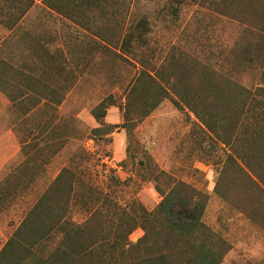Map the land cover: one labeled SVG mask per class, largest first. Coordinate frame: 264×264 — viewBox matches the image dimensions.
I'll use <instances>...</instances> for the list:
<instances>
[{
    "label": "rangeland",
    "instance_id": "374dc122",
    "mask_svg": "<svg viewBox=\"0 0 264 264\" xmlns=\"http://www.w3.org/2000/svg\"><path fill=\"white\" fill-rule=\"evenodd\" d=\"M35 1L14 31L0 24V61L43 80L63 93L64 100L59 107H37L24 117L26 105L44 102L43 98L31 94L28 83L21 84L27 98L16 105L0 91V138L7 144L4 136L10 133L16 140L14 145L7 144L9 162L0 172V249L9 240L13 244L5 259L11 253L13 260L24 259L25 249L16 241L29 246L37 219L24 230L23 241L16 231L61 170H73L78 163L86 173L84 182L93 190L85 191L87 205L81 197L71 199L67 227L89 221L91 239L111 238L122 211L133 204L136 210L140 204L153 212L162 200L158 189L167 193L183 182L209 196L203 221L215 235L211 248L226 249L221 264H264V199L256 196L242 170L250 138L264 124V94L258 91L263 86L264 0H47L60 7L63 15L49 12L46 0ZM141 18L150 28L147 44H135L136 57L159 71L164 87L194 90L211 72L248 88L246 113L229 112L223 99L211 111L223 123V130L217 128L230 135L229 145L217 140L186 104H175L171 98L147 117L133 116L126 127L123 109L111 107L106 122L122 125L112 135V143L88 139L98 127L91 109L110 94L123 97L141 67L136 58L108 56L101 47L109 41L112 46L118 44ZM181 74L202 79L194 76L193 85L177 84ZM234 85L225 83V92H240ZM204 111L211 114L208 108ZM224 115L227 118L222 121ZM49 121L54 130L43 137L39 127ZM45 157L48 163L43 162ZM32 172L37 174L30 179ZM14 176L23 182L9 188L13 192L8 195L4 181ZM141 227L139 223L130 235V245L143 237ZM62 236L55 231L33 250L46 255ZM99 247L96 244L94 249ZM179 247L172 254V264H187L178 250L189 245L181 242ZM144 256L141 253L138 259Z\"/></svg>",
    "mask_w": 264,
    "mask_h": 264
},
{
    "label": "trees",
    "instance_id": "16d2710c",
    "mask_svg": "<svg viewBox=\"0 0 264 264\" xmlns=\"http://www.w3.org/2000/svg\"><path fill=\"white\" fill-rule=\"evenodd\" d=\"M34 6H36L35 0H0V24L3 23L10 31H14ZM45 7L49 12L57 10L58 14L63 15V10L60 7L51 5L47 0ZM3 18L8 23H4ZM149 28L146 18H141L129 26V30L118 44L112 46V42L109 41L101 47L108 56L116 54L124 60L136 58L141 67H139L134 81L124 91L123 97L118 99L110 94L91 109V115L97 122L98 127L91 130L88 139L96 142L98 139L103 138L112 143V135L122 125L106 122L111 107L117 106L123 109L125 121L123 127H126L133 116L142 115V117H147L164 99L171 98L175 104L180 105V102L186 104L185 106L201 119L217 140L224 145H229L227 136L230 137V135L217 128L218 126L223 130V123L217 122L211 111L214 110L218 101L223 99L225 109L229 112L240 110L238 112H241V114L246 113L249 111L246 105L248 104L246 97L250 96L248 88L240 87L231 78L225 76L215 77L211 72L206 73L207 78L195 85L196 89L194 90L180 89L178 85L170 88L164 87L160 83L159 78L162 77L159 71H152L146 59L136 57L135 44H147L146 36ZM252 58L253 56H250L249 61L253 60ZM260 66L263 86L259 87L258 91L264 94V63ZM194 76L191 75L185 78L181 74L176 83L182 84L183 81L193 85L194 79H199L196 76L193 78ZM27 81L31 83L29 84ZM38 82H42V84L35 86ZM24 83H28L26 88L30 89L31 94L36 93L39 98L41 97L44 100V102L30 101L32 103H28L23 110L24 117L32 114L37 107L42 106L43 110L49 106L59 107L64 100L63 93L60 95L57 90L46 85L43 80L36 78L25 70L14 67L5 60L0 61V90L9 97L13 105L27 98L26 91L21 87V84ZM225 83L235 84L241 88V91L232 94L227 93L224 89ZM206 108L211 114L204 111ZM137 110L138 112H136ZM226 118L227 115H224L222 121ZM39 129H41L39 134L45 137L53 132L54 127L49 121L42 124ZM251 137L245 157V167H242V170H244L246 178L251 183L256 196L264 199V124ZM46 146L48 145L46 144ZM29 159L31 163L35 160L33 155ZM43 162L48 163V159L45 157ZM75 164L73 170L70 167L61 170L30 210L27 219L22 222L16 231H19L17 235L23 241L24 230L26 228L30 229V221H34V218L37 219L38 227L31 229L33 233L30 235L29 246H25L24 241L22 243L16 241L25 249L24 259L13 260L12 253L5 259L6 252L8 254L11 250L10 246L13 245L9 240L5 246L7 250L3 249L0 252V260H7L13 264H172V254L180 248L179 244L181 242H185L189 245V248L178 250V254L187 264H221L223 262L226 249L214 251L211 248L215 235L212 229L207 227L203 221L209 196L204 192L188 187L183 182L175 184L167 193L158 189L162 200L153 212H148L140 204H138L139 207L136 210L132 208L133 204L128 210L122 211L120 222L111 238L99 235L97 240L96 238L95 240L91 239L88 234L90 231L88 226L91 224L89 221L80 226L71 224V228L67 227L65 224L71 199L74 200L73 197L76 196L81 197L79 198L80 201L87 205L89 197L85 196V191L93 190L84 182L83 176L86 173L78 167V163ZM36 174L32 172L30 179ZM139 223L144 230V235L137 243L130 245L129 237ZM55 231H61L63 234L56 248L46 255L37 254L33 248L36 245L39 247ZM96 244H99L100 247L95 250ZM41 251L43 252V250ZM95 253L97 255L91 257ZM141 253L145 256L138 259V255Z\"/></svg>",
    "mask_w": 264,
    "mask_h": 264
},
{
    "label": "crops",
    "instance_id": "0c3cea01",
    "mask_svg": "<svg viewBox=\"0 0 264 264\" xmlns=\"http://www.w3.org/2000/svg\"><path fill=\"white\" fill-rule=\"evenodd\" d=\"M5 137L7 138V140H9V142H7V144L9 143V145H14L16 143L15 137H12V135H10V133H7L4 136V138ZM7 144L2 142V139L0 138V172L4 168L5 164H7L9 162V158H8L9 156L7 155V152H8ZM22 182L23 181L18 176L8 177L4 181L5 185H4L3 191H5L6 193L8 192V195H10L11 192H13V191H11V190L7 191V189L17 188L19 186V184H21ZM4 246L2 247V249H0V252L3 250ZM0 264H13V263L10 261H7V260H0Z\"/></svg>",
    "mask_w": 264,
    "mask_h": 264
}]
</instances>
